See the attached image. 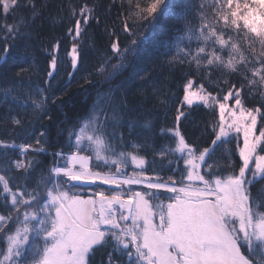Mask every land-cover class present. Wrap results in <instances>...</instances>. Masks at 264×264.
I'll return each mask as SVG.
<instances>
[{
  "label": "snow or ice",
  "instance_id": "6c2138e0",
  "mask_svg": "<svg viewBox=\"0 0 264 264\" xmlns=\"http://www.w3.org/2000/svg\"><path fill=\"white\" fill-rule=\"evenodd\" d=\"M127 3L121 30L133 38L121 47L119 33L108 32L111 55L80 85L94 90L93 103L69 123L55 120L52 107L72 97L49 94L59 41L44 50L51 58L43 86L31 75L29 29L46 0L40 9L38 0H0V264H264V0ZM97 7L69 2L66 21L51 17L72 37L69 83L87 26H99ZM21 8L30 16L17 19ZM168 17L180 27L142 50ZM157 53L182 70L174 99L159 101L164 121L176 107L158 131L156 119L133 115L128 102L129 85L148 79L145 65ZM200 106L213 119L189 137L184 122ZM39 120L48 123L37 131Z\"/></svg>",
  "mask_w": 264,
  "mask_h": 264
},
{
  "label": "trees",
  "instance_id": "16d2710c",
  "mask_svg": "<svg viewBox=\"0 0 264 264\" xmlns=\"http://www.w3.org/2000/svg\"><path fill=\"white\" fill-rule=\"evenodd\" d=\"M73 4L83 3L84 0H46L47 7L42 9V15L36 19L29 29L31 32V38L28 41L29 48L28 52L31 57L35 59V65L31 73L33 81L40 83L47 78V66L50 60V55L44 50L48 49L51 52L52 45L57 41L60 42L59 48V63L58 68L55 72L54 78L52 80V89L49 94L53 92L56 96H61L62 92H66L67 96L61 98L65 99L67 102V97H72V104L64 107L57 108L52 107V114L55 120H64L67 117L69 123L79 116H83L88 110V106L93 103L94 90L81 91L80 85L84 83V77L93 72L94 68L98 65V62L105 56L111 55L110 52V41L115 37H110L108 32L115 29L119 33V39L121 47L128 45L133 37H129L123 34L122 24L123 15L129 11V5L127 0H88L89 3H95L98 5L97 13L100 17L99 26L97 22L93 20L87 26V32L81 40V51L83 53L82 59L79 64V68L74 72V77L71 78L69 83V72L74 70L71 68L70 58L68 57V51L72 46V37L67 35L68 24L65 23H53L51 17H59L63 15L65 21L68 18V3ZM45 3V0H38V9L41 5ZM61 8H63V13H61ZM30 8H21L17 12V19L20 16H30ZM4 22L3 16L0 15V24ZM8 22H13V17L8 16ZM180 25L177 24L173 18H161L154 26L151 28V38L149 41L144 42L142 45V50L147 51L151 48V43L153 40L157 39H170L173 35V30L179 28ZM106 29L108 31H106ZM133 31H137V27L133 28ZM142 32L143 29H140ZM129 61L132 57H128ZM168 58L162 54H155L152 57L150 63L145 65L148 69V79L146 81L137 80L129 85L128 91V102L129 106L136 109L133 115H139L142 118L156 119L157 131L159 124L161 123H171V117L175 115V103L170 104L172 111L170 113V118L168 121L163 120L164 108L160 105L159 101L165 97H172V93L177 91L178 84L181 83L179 77L182 75V70L177 68L173 71L169 64ZM112 63H116L115 60ZM111 71V68H109ZM127 76V72L123 76H118L113 81V83L118 82ZM95 80L101 79L100 77L93 76ZM234 80L236 78H233ZM108 85L105 84L104 88ZM215 91V89H212ZM182 95V92L178 93ZM58 103V101H57ZM252 105V101H249V106ZM0 111H3L0 109ZM27 120L28 117H25ZM213 119V116L200 106L191 113L188 121H185L184 131L189 137H199L201 131L209 121ZM196 122L198 127H193V123ZM46 120H39L35 122V128L37 131L40 130L42 124H47ZM63 127V125H61ZM53 128V135L55 125H50ZM210 131V130H209ZM210 136L201 141V146H207L210 143ZM19 142V140L17 141ZM163 141L157 138V146H159ZM235 140L232 142V147L235 146ZM58 147V145H57ZM49 151H52L49 148ZM38 159L43 160L45 165L49 164L51 161V156L46 153L40 154ZM169 173H163L167 176ZM262 184L258 183L252 188L253 194H257L261 189ZM97 259L100 261L104 260L103 253H98Z\"/></svg>",
  "mask_w": 264,
  "mask_h": 264
}]
</instances>
